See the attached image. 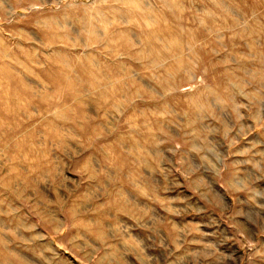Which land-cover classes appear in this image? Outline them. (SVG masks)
<instances>
[{
  "label": "rangeland",
  "instance_id": "obj_1",
  "mask_svg": "<svg viewBox=\"0 0 264 264\" xmlns=\"http://www.w3.org/2000/svg\"><path fill=\"white\" fill-rule=\"evenodd\" d=\"M0 264H264V0H0Z\"/></svg>",
  "mask_w": 264,
  "mask_h": 264
}]
</instances>
